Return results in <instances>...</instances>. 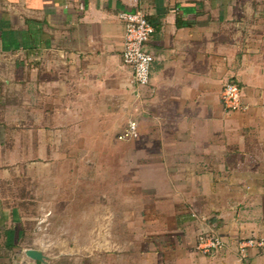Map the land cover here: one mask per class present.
I'll return each mask as SVG.
<instances>
[{"label":"crops","instance_id":"crops-1","mask_svg":"<svg viewBox=\"0 0 264 264\" xmlns=\"http://www.w3.org/2000/svg\"><path fill=\"white\" fill-rule=\"evenodd\" d=\"M137 10L153 28L144 87L121 61L118 14ZM5 57L14 58L18 103L30 96L46 105L49 134L66 131L64 151L79 153L68 165L79 170V193L66 198L79 208L63 216L84 239L65 247L95 250L79 263L264 264V248H248L245 257L239 250L241 242L264 238V0H0ZM229 81L241 89L245 110L224 108L220 94ZM7 83L0 77V87ZM131 120L138 137L116 141ZM6 125L0 117V170L9 166L17 187L22 144L6 165ZM47 143L54 152L61 140ZM88 168L110 171L113 195L88 194ZM30 176L37 189L38 177ZM16 191L0 193V264H49L41 249L54 244L39 243L51 222L36 212L28 222L26 198ZM122 198L130 208H86ZM120 228L129 240L119 239ZM210 233L224 246L203 253L198 238ZM29 249L43 261L28 257Z\"/></svg>","mask_w":264,"mask_h":264},{"label":"rangeland","instance_id":"rangeland-1","mask_svg":"<svg viewBox=\"0 0 264 264\" xmlns=\"http://www.w3.org/2000/svg\"><path fill=\"white\" fill-rule=\"evenodd\" d=\"M13 62V57L0 58V68L3 67L6 69V73L3 75L1 73L0 77L2 78V76H5L8 82L5 88H3L2 84L0 87V117L1 119L2 117L6 119L7 135L9 136L5 164L8 165L17 159L18 154L14 151L19 147L18 144L21 143V150H23L21 160L24 167L22 168V173L19 178L17 177L16 182H18V179H22V181L19 180L21 185H17V187L14 186L15 178L14 174H11L10 169H8L9 166L0 170L3 175L1 178H4L0 179V193L7 195V197H9V195L14 196L15 189H17L16 192L18 193L19 191L18 195L26 198L22 202V208L28 222L35 212L39 216L45 214L44 217L42 216L43 218L39 217V219H43L44 222L49 219L51 222V225L48 226L49 231H47V229L40 231L41 242L39 243L40 245L54 244L51 248L42 247L43 249H41L42 252L49 256V264H83L79 263L80 259L86 258V256L89 257L95 250L66 248V245L79 244L81 240L83 242L84 239H79L80 236L83 235L82 233L79 234L77 231L70 232V227L67 224H63V216L69 213L68 210L79 208L78 201H67L66 199L70 194V197H72L79 193V170L77 168L70 169L68 167L70 164H77L80 160L79 153H67L64 151V148H67L66 143L70 141L66 131L64 132L66 136L61 135L59 138L56 135L53 136L49 134L48 131L54 129V125H52V122L46 117V105H38L37 101L34 103V101L29 99L30 96H28V98L23 97V104L20 102L18 103L14 91L15 75L13 71ZM63 131L64 130L61 129V132ZM53 140H61V143H56L57 147L54 152L51 150V145L47 143ZM115 140L118 142H127L117 140V136ZM95 155L96 154H92V156H90L88 154V160H93L92 162H94V160H96ZM109 172L108 169H87L88 194L92 196L95 194L101 196L102 194L109 195L112 192L113 195L115 192V185H111V178L107 177ZM30 174L38 177L37 189L33 185L35 181L32 182ZM5 179L7 183H9L8 187L4 186L3 182L6 181H1ZM18 186H21V188L19 189ZM126 191V186H123V188L119 187L120 194H124ZM30 192L33 193L35 200L30 199ZM37 193L38 197H36ZM10 199L12 200L13 198L10 197ZM95 205L98 206V208L101 206L110 207L109 205L116 208H130V201L124 198L113 202L106 200L97 202L93 200L88 202L86 208L94 209ZM121 231L120 228L118 233L119 239L129 240L130 234ZM73 237L76 238V241H72ZM118 252L120 253L122 251Z\"/></svg>","mask_w":264,"mask_h":264},{"label":"built area","instance_id":"built-area-1","mask_svg":"<svg viewBox=\"0 0 264 264\" xmlns=\"http://www.w3.org/2000/svg\"><path fill=\"white\" fill-rule=\"evenodd\" d=\"M119 21L124 26V38L122 43V64L132 72V82L136 87H144L150 81L153 56L148 50L147 43L153 33V28L148 22L147 16L141 11L120 12ZM221 102L228 112H240L246 109L242 103V94L239 86L233 82H227L220 94ZM138 137V124L136 121H128L117 135L119 141H130ZM224 241L213 233L200 235L198 238V250L210 253L212 250L223 248ZM252 247L264 248V238L261 240H246L240 243L239 250L242 257L247 254V249Z\"/></svg>","mask_w":264,"mask_h":264},{"label":"water","instance_id":"water-1","mask_svg":"<svg viewBox=\"0 0 264 264\" xmlns=\"http://www.w3.org/2000/svg\"><path fill=\"white\" fill-rule=\"evenodd\" d=\"M26 254L28 257H30L33 260H36L39 262L43 261V255L39 251L29 249L26 251Z\"/></svg>","mask_w":264,"mask_h":264}]
</instances>
